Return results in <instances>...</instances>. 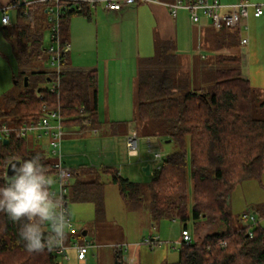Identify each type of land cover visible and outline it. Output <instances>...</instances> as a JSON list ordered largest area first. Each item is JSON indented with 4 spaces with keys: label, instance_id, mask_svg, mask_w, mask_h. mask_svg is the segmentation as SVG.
Wrapping results in <instances>:
<instances>
[{
    "label": "trees",
    "instance_id": "1",
    "mask_svg": "<svg viewBox=\"0 0 264 264\" xmlns=\"http://www.w3.org/2000/svg\"><path fill=\"white\" fill-rule=\"evenodd\" d=\"M46 9L47 4L42 3L19 6L12 24L14 33L9 32L8 25L1 27L5 38L13 42L20 67L15 83L23 84L24 91L15 97L9 92L0 95V125L18 128L36 122L46 106L59 109L63 126L78 123L95 128L96 71L68 67L67 57L58 75L44 70L39 63L47 57ZM75 14L88 16L86 5L83 3L80 10H65L61 17L63 41L67 40L69 20ZM242 26L216 31L213 48L242 45ZM55 78L58 87L52 93L48 85ZM196 79L193 87L190 76L180 69L173 42L155 39L153 55L138 62L132 122L137 135L169 140L175 149L154 168L147 186L108 168L110 183L117 186L127 205L145 197L153 223L176 220L187 229L186 222L191 220L196 226L204 221L209 226H223L221 231L199 232V241L180 245L178 259L164 264H264V228L258 221L234 228L229 202L240 182L260 181L264 176V98L243 76L236 55L213 54L202 61ZM45 83L48 85L43 86ZM30 141L13 135L6 143L0 141V185L8 179L3 173L10 161L23 163L37 153L52 175L51 160L44 151L32 148ZM68 170L71 175L77 173ZM104 187L99 179L76 180L69 185L68 201L91 202L95 215L101 217ZM21 224L0 213V264H59L54 249L42 253L26 250L19 236ZM114 254V264H126L116 247Z\"/></svg>",
    "mask_w": 264,
    "mask_h": 264
},
{
    "label": "crops",
    "instance_id": "2",
    "mask_svg": "<svg viewBox=\"0 0 264 264\" xmlns=\"http://www.w3.org/2000/svg\"><path fill=\"white\" fill-rule=\"evenodd\" d=\"M6 1H9L8 4H10L15 0H0V3ZM32 1L46 4L42 2L43 0ZM154 1L157 2L127 3L119 11L107 9L103 2L90 5L84 3L88 16L75 14L69 20L67 41L70 44V49L67 52V62L65 63L71 68L96 71V118L98 121L95 128L82 126L78 123L63 126V130L68 129L69 131L91 129L94 132L96 130L92 136L96 138L94 143H97L96 147H98L97 157L91 158L90 165L77 163L73 167L67 164L66 157L67 153L71 155L67 138L73 136L74 132H64L62 147L66 153L64 155L65 166L67 165V168L77 172L74 176L78 175L72 183L76 180L100 179L102 174L109 177L107 182L110 183L111 175L107 169H116L113 165H115V161H118V158L121 161L127 160L126 165L128 167L127 169L122 167V171L124 177L127 175L125 178L128 179L129 173H132L131 170L129 171V166H132L129 159L137 158L135 164L141 166L148 162L149 158L141 152L138 156H129L125 140L129 132L135 131L137 133L136 124L132 122L133 117L129 120V95L132 98L130 108L133 116L138 62L141 58L153 55L144 53H149L150 50L154 53L155 39L173 42L178 61L183 68L180 69L185 73H189L187 70L192 59L188 54L184 55L183 52L187 53L192 47L196 54L193 63L194 66L196 64L195 68L198 71L194 76L195 79L200 72L202 61L209 59L213 54L224 53L238 56L243 76L264 98V15L254 17L250 14L243 21L240 35L247 39L246 44L215 50L213 41L216 31L210 26L208 19L202 17L200 23L193 24L187 11L179 10L173 17L161 4L163 1L172 0ZM219 1L235 3L240 0ZM247 1L264 3V0ZM14 10L16 11V9ZM92 35L95 40L96 54L93 61L91 57H86L88 54L86 39L91 38ZM46 37L48 39V33H46ZM47 45L44 43V46ZM64 141L65 143H63ZM34 142L36 144L35 149L46 151L45 144H40L35 140ZM132 170L134 172V168ZM118 174L122 175L121 173ZM87 233L88 231H86ZM200 237L198 235L195 238L199 241ZM168 244L170 245V243ZM100 245H102L101 242L87 253L86 264L89 257H97L103 254V248ZM123 259L126 264L135 262L133 256L124 255V252ZM75 261L79 264L76 258Z\"/></svg>",
    "mask_w": 264,
    "mask_h": 264
},
{
    "label": "rangeland",
    "instance_id": "3",
    "mask_svg": "<svg viewBox=\"0 0 264 264\" xmlns=\"http://www.w3.org/2000/svg\"><path fill=\"white\" fill-rule=\"evenodd\" d=\"M8 3L9 1H6L5 3H0V5H7ZM7 14L10 21L8 24V30L9 32L14 33L12 24H14L16 20V11L14 9H8ZM1 27L2 25L0 23V95L9 92L12 97H15L24 91V86L21 83H15L16 79L14 77L17 76L20 67L18 66L14 56L13 42L5 38ZM44 40V43L48 44L47 37H45ZM86 41V50L88 51L86 57H91L93 61L96 56L95 40L93 35L91 38L86 39ZM144 54H153V51L150 50L149 53ZM183 54H188V56L192 59V61L190 60L191 63L189 64V69L187 70L189 73L186 74L190 76L191 85L194 87L195 84H197V79H195L194 76L198 73L195 68L196 64L194 66L193 63V59L196 56L195 50L190 47L188 52H183ZM39 63L42 65L44 70L50 69L47 57L44 56L42 60H39ZM180 68H182L181 65ZM46 85H48V83L43 84V86ZM131 101L132 98L131 95H129V120L133 117L132 110L130 108ZM67 131L69 130H64V132ZM69 132L74 133L73 136H69L67 138L69 140L68 144L71 151V155L67 153V164L71 167L75 166L77 163L90 165L91 158L97 157L98 150V147H96L97 143H94L96 138L92 136L94 132H92L91 129H77ZM138 138L139 152L145 154L146 157L149 158L147 163L150 164V171L152 173L155 166L160 163V161L153 160V152L160 151L162 158H164L175 149L172 143H165L162 139H158V141L155 140V138H152L153 152L148 153L145 152L147 150L146 137L138 134ZM45 142V139H41L38 143L44 144ZM63 143H65V141ZM31 147H36L34 141H32ZM62 153L63 155L66 154L64 153L63 147ZM48 159L52 160L50 156ZM136 160L137 158L135 157L129 159V162L132 163L130 164L132 165L131 167L134 168L133 172L132 168L129 166V171H132V173H129V180L147 186L151 181L152 175H146L142 171L143 166L135 164ZM126 163V159L121 161V159L118 158V161H115V165H113L116 168L115 170L118 173H121V176L123 177L124 173L122 171V167H126L125 169H127L128 166ZM73 176L74 175L71 177L70 184H72L74 178L78 177V175ZM100 176L101 178L99 181L105 182L103 192V216L99 217L95 215V209L91 202H73L70 200L67 203V208L74 230V234L72 235L73 238L71 239L70 244H84L87 240L93 241L95 245L99 242L102 243L100 246L103 248V254L97 257L88 256L89 260L87 264H114L115 246H122L124 255L133 256L135 260L133 264H164V262L176 261L178 259V250L180 248L177 241L180 239L182 224L176 220L166 219L160 220L158 223H153L148 210L146 209L147 199L145 197L141 201L131 202L127 205L124 198L119 194L117 186L107 182V178L109 177L104 174ZM50 177L53 178V175ZM79 178L83 179L81 177ZM191 186V179L189 178V204H191L192 196ZM52 188L57 190L56 182L52 184ZM229 202L234 228L245 224L250 225V221L248 219H238L243 212L247 211L250 213L254 212L253 215H255L259 225L264 228V176H262L260 181L257 179H249L240 182L232 192ZM186 225L193 243L197 242L195 237L199 235V232H216L224 229L219 223L218 225L209 226L206 221L196 226L190 220L186 222ZM47 228L48 225H45L44 230ZM84 230L88 231L85 236L82 235ZM149 237H158L163 243L151 247L143 242L144 239ZM168 243H170V245ZM68 254L70 257L69 260H62L58 256L59 264H77L75 261L76 253L72 247L68 249Z\"/></svg>",
    "mask_w": 264,
    "mask_h": 264
},
{
    "label": "built area",
    "instance_id": "4",
    "mask_svg": "<svg viewBox=\"0 0 264 264\" xmlns=\"http://www.w3.org/2000/svg\"><path fill=\"white\" fill-rule=\"evenodd\" d=\"M43 3L47 5V22H48V39L49 43L46 46L48 64L50 71L55 75H58L64 67L66 60V54L70 49L69 42L63 41L61 38V17L66 9L80 10L83 3L94 4L97 2L105 3V7L109 10L119 11L124 4L134 2H157L154 0H43ZM32 0H15L7 5H0V23L5 26L9 24V16L7 14L8 9H16L19 6H29L35 4ZM159 3V2H158ZM166 7L171 16H176L179 10H185L188 12L190 21L193 24L200 23L202 17L209 20L210 26L213 30L219 32L222 29H236L243 25V21L246 20L251 14L254 17H260L264 15V3H251L247 0H240L235 3H222L219 0H172L161 2ZM241 44H246L247 39L241 38ZM58 87L57 79L50 81L48 90L52 93L56 91ZM44 114L36 122L24 123L18 128H11L5 124L0 125V141L8 140L12 135L15 138L27 137L31 140L40 141L45 139L44 143L46 151L44 152L51 160V169L53 170V180L57 184V190H54L51 185V191L58 197L62 198L65 209L68 213V220L70 227L66 231V240L62 247H54V253L62 260H69L68 249L71 247L75 250L76 260L79 264H86L87 253L96 247L93 241L87 240L84 244L74 243L70 244L73 238L74 230L71 223L69 211L67 208L68 191L71 180V173L65 166L64 155L62 153V140L64 135L62 117L59 109H49L46 106L42 107ZM96 130H94V133ZM152 138L158 140V137L151 136L146 137V147L148 152L152 151ZM160 140V139H159ZM158 140V141H159ZM127 153L130 156H138L139 154V138L135 131L129 132L125 140ZM162 155L160 151L153 152V160L161 161ZM159 164L155 166L158 168ZM60 171L66 173L61 178ZM3 176L6 177V171ZM241 220H249L250 225L257 223L255 215L252 213H242ZM49 227V226H48ZM50 229V228H49ZM250 234V232H249ZM145 244L149 246L160 245L163 243L158 237H149L144 239ZM179 245H188L192 242L191 235L186 228L181 229L180 239L177 241ZM222 245L225 243L222 242ZM122 255V246H115ZM127 248V247H125Z\"/></svg>",
    "mask_w": 264,
    "mask_h": 264
},
{
    "label": "clouds",
    "instance_id": "5",
    "mask_svg": "<svg viewBox=\"0 0 264 264\" xmlns=\"http://www.w3.org/2000/svg\"><path fill=\"white\" fill-rule=\"evenodd\" d=\"M13 175L0 185V213L21 224L19 236L29 253L62 247L70 227L62 198L53 193L54 180L39 153L12 166ZM65 172L60 171L63 178ZM50 230L45 234L44 227Z\"/></svg>",
    "mask_w": 264,
    "mask_h": 264
},
{
    "label": "water",
    "instance_id": "6",
    "mask_svg": "<svg viewBox=\"0 0 264 264\" xmlns=\"http://www.w3.org/2000/svg\"><path fill=\"white\" fill-rule=\"evenodd\" d=\"M24 85L26 86L27 85V77L25 76L24 77ZM4 143L8 142V140H4L3 141ZM166 143L169 142V140H166L165 141ZM20 164V161L19 160H12L10 161L8 164H7V167H6V177L7 178H10L12 175H13V171H12V166L13 165H18ZM142 171L146 174V175H151V171H150V164L147 163L145 164L143 167H142ZM82 235L85 236L86 235V231H83L82 232Z\"/></svg>",
    "mask_w": 264,
    "mask_h": 264
}]
</instances>
